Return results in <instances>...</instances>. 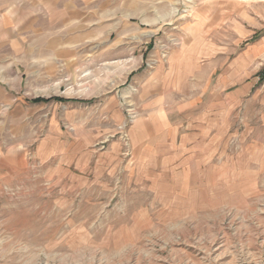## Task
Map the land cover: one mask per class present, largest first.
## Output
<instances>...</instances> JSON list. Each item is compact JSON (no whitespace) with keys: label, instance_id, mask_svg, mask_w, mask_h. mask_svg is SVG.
<instances>
[{"label":"rangeland","instance_id":"obj_1","mask_svg":"<svg viewBox=\"0 0 264 264\" xmlns=\"http://www.w3.org/2000/svg\"><path fill=\"white\" fill-rule=\"evenodd\" d=\"M141 55L132 80L154 63ZM260 74L142 101L102 83L126 77L118 67L79 68L96 80L61 89L16 69L0 81V264H264ZM54 94L81 101L27 100ZM161 103L174 128L160 135Z\"/></svg>","mask_w":264,"mask_h":264},{"label":"crops","instance_id":"obj_2","mask_svg":"<svg viewBox=\"0 0 264 264\" xmlns=\"http://www.w3.org/2000/svg\"><path fill=\"white\" fill-rule=\"evenodd\" d=\"M181 5L183 13L177 14ZM147 48L154 63L132 80L133 64L144 63L141 53ZM99 66L125 71L126 77L102 83H131L124 94L136 91L142 101L161 100L171 91L182 97L185 85L199 83L196 79H259L264 0H0V81L18 79V69L20 82L34 74L61 89L65 83H93V76L78 79L74 72ZM260 75L263 79L264 71ZM5 92L0 87L2 99ZM36 97L81 101L58 94ZM106 97L119 99L113 91ZM158 106L153 127L161 135L174 126L171 111ZM143 124L138 118L139 139Z\"/></svg>","mask_w":264,"mask_h":264},{"label":"trees","instance_id":"obj_3","mask_svg":"<svg viewBox=\"0 0 264 264\" xmlns=\"http://www.w3.org/2000/svg\"><path fill=\"white\" fill-rule=\"evenodd\" d=\"M50 99H59L60 100V98H58V97H51V98L36 97V98L30 99L29 102L48 101Z\"/></svg>","mask_w":264,"mask_h":264}]
</instances>
